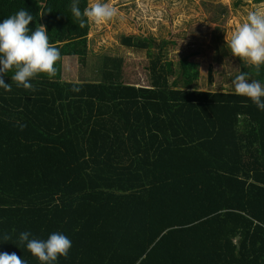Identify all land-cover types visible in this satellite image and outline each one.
<instances>
[{"label": "trees", "instance_id": "obj_1", "mask_svg": "<svg viewBox=\"0 0 264 264\" xmlns=\"http://www.w3.org/2000/svg\"><path fill=\"white\" fill-rule=\"evenodd\" d=\"M71 3L0 0V22L26 9L29 28L45 25L62 54L55 77L30 81L35 91L2 74L12 90L0 88V252L40 264L20 233L59 232L72 247L53 264H264V110L233 84L201 90L189 55L181 58L184 86L171 87V30L160 41L153 31L121 36L146 56L147 83L129 81L117 54L65 80L64 57L85 61L89 50L90 24L79 27ZM87 4L80 0L81 10ZM262 5L229 1L241 23ZM196 18L182 16L178 33ZM236 58L230 80L241 72L257 80Z\"/></svg>", "mask_w": 264, "mask_h": 264}, {"label": "rangeland", "instance_id": "obj_2", "mask_svg": "<svg viewBox=\"0 0 264 264\" xmlns=\"http://www.w3.org/2000/svg\"><path fill=\"white\" fill-rule=\"evenodd\" d=\"M197 10L188 9L169 0H103L118 10V16L112 21L96 25L90 23L89 50L87 59L79 61L76 56L64 57L63 78L76 81L81 72L89 74L96 65L101 63L106 54H117L125 57V69L133 79L140 83L148 82V71L144 69L147 58L142 52L133 51L121 43L122 34L146 35L153 31L157 41L159 34L165 35V40L171 41L165 45L168 55L166 70L169 85L174 88L183 87L181 58L189 55V60L198 64L200 73L197 86L201 90L209 88L224 89L232 85L230 77L238 73V61L232 53L226 55L225 50L231 51L226 35L231 33L241 22L229 7L230 0H195ZM192 14L196 16L186 27V33H178L182 16ZM233 62H236L233 65ZM237 70H234V69ZM82 70V71H81ZM214 81L211 83L210 76ZM257 80L264 85V73L257 75Z\"/></svg>", "mask_w": 264, "mask_h": 264}, {"label": "clouds", "instance_id": "obj_3", "mask_svg": "<svg viewBox=\"0 0 264 264\" xmlns=\"http://www.w3.org/2000/svg\"><path fill=\"white\" fill-rule=\"evenodd\" d=\"M80 0H72L71 12L79 21V27L94 23L101 25L118 16V10L103 0H88L81 10ZM34 17L26 9H20L0 22V88L11 91L10 83H5L2 74L13 72L11 80L17 86L35 91L30 82L38 74H46L49 79L57 75V63L61 61V50L50 43L45 25L38 24L35 31L29 28ZM226 42L234 56L246 66H252L259 75L264 66V5L257 6L248 13L245 22L226 35ZM14 70V71H13ZM234 94L249 98L259 109L264 110V85L258 80H250L241 72L232 81ZM26 127L22 125L21 128ZM28 231L20 233V241L26 242L28 251L40 264H53L58 257L67 258L72 247L71 239L59 232H53L47 239L32 238ZM4 241L10 236L5 235ZM0 264H27L15 252H0Z\"/></svg>", "mask_w": 264, "mask_h": 264}]
</instances>
